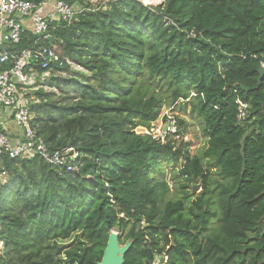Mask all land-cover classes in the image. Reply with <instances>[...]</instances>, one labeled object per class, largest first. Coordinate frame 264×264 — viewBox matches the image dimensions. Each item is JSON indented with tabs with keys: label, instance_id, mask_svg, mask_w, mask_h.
I'll return each mask as SVG.
<instances>
[{
	"label": "trees",
	"instance_id": "trees-1",
	"mask_svg": "<svg viewBox=\"0 0 264 264\" xmlns=\"http://www.w3.org/2000/svg\"><path fill=\"white\" fill-rule=\"evenodd\" d=\"M163 1L71 0L75 20L51 23L50 39L26 29L7 45L62 58L43 83L35 68L27 96L37 135L71 149L76 171L0 158V264H99L111 231L130 243L123 264H264V0ZM179 101L206 138L202 156L180 131L135 132Z\"/></svg>",
	"mask_w": 264,
	"mask_h": 264
},
{
	"label": "built area",
	"instance_id": "built-area-1",
	"mask_svg": "<svg viewBox=\"0 0 264 264\" xmlns=\"http://www.w3.org/2000/svg\"><path fill=\"white\" fill-rule=\"evenodd\" d=\"M78 12L71 0H0V64L10 65L0 71V111L7 114L21 132L20 138L15 139L0 127V158L40 157L52 166L64 167L68 172L76 171V154H70L71 149L51 151L37 135L31 125L30 105L33 97L27 96L30 90L35 89L31 86L38 84L35 68L45 72L39 79L43 83L49 75L48 71L63 65L62 58L48 46L40 45L17 52L9 50L7 45L17 44L26 29H30L37 40L50 39L51 23L70 24ZM236 103L237 120L242 123L246 118L247 104L241 101ZM2 122L3 114L0 112V124ZM6 178L7 173L0 171V184L5 183Z\"/></svg>",
	"mask_w": 264,
	"mask_h": 264
},
{
	"label": "rangeland",
	"instance_id": "rangeland-1",
	"mask_svg": "<svg viewBox=\"0 0 264 264\" xmlns=\"http://www.w3.org/2000/svg\"><path fill=\"white\" fill-rule=\"evenodd\" d=\"M111 0H83V5H90V6H100L107 4ZM142 2L144 5H150V6H158L163 4V0H138ZM80 6V5H79ZM79 8V7H77ZM74 70H81L76 66L75 64L71 65ZM37 85V84H36ZM35 89H37L35 87ZM27 90V92H32L33 90ZM165 101V100H164ZM180 101L177 102L174 105L168 106L166 103H164L159 110V115L157 119L150 123V129H145L141 127H137L135 129V132L138 134H150L154 137H159L162 140L165 138L167 134H175L176 132L180 131L183 135V142L186 144V148L189 150V152L193 155L202 156V153L204 149L207 146L206 138L204 137L200 125L198 124V121L195 117V115H191L189 113L190 106H186V109L184 110V107H181ZM181 121L179 124L178 122ZM168 128V130H167ZM176 128V129H174ZM166 129V130H165ZM177 145L179 142L176 143ZM210 171V179L212 182L218 178L217 169L212 166L205 165ZM170 171L167 173V180L169 181V186L173 187V192L176 191V197L182 196V190L179 189V187L176 188L173 185V182L170 180ZM178 182L180 184L184 185V181L181 177L178 178ZM189 192L191 193L192 200L194 201L197 195H199L202 192V187L199 182H195L193 184L192 188L189 189ZM117 232V231H115ZM71 240H64L62 241V245H68L70 244ZM129 243V242H128ZM127 244V243H126ZM130 244V243H129ZM0 250H2V245H0ZM63 257V255H60Z\"/></svg>",
	"mask_w": 264,
	"mask_h": 264
},
{
	"label": "water",
	"instance_id": "water-1",
	"mask_svg": "<svg viewBox=\"0 0 264 264\" xmlns=\"http://www.w3.org/2000/svg\"><path fill=\"white\" fill-rule=\"evenodd\" d=\"M259 78L258 83L261 82V79L264 77V67L258 69L257 71ZM166 130V129H165ZM129 243L124 246H120L118 241V233L111 231L108 236L105 250L101 262L99 264H123L124 263V254L129 248Z\"/></svg>",
	"mask_w": 264,
	"mask_h": 264
},
{
	"label": "crops",
	"instance_id": "crops-1",
	"mask_svg": "<svg viewBox=\"0 0 264 264\" xmlns=\"http://www.w3.org/2000/svg\"><path fill=\"white\" fill-rule=\"evenodd\" d=\"M0 112L3 114V122L0 124V127L10 136L14 137L15 139H19L21 134L20 130L12 124L7 114H4L2 111Z\"/></svg>",
	"mask_w": 264,
	"mask_h": 264
}]
</instances>
